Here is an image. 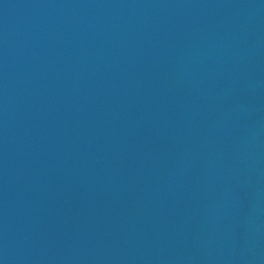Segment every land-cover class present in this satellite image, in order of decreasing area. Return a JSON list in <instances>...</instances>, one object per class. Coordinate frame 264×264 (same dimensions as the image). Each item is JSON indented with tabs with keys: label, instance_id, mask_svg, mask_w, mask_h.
Returning a JSON list of instances; mask_svg holds the SVG:
<instances>
[{
	"label": "water",
	"instance_id": "obj_1",
	"mask_svg": "<svg viewBox=\"0 0 264 264\" xmlns=\"http://www.w3.org/2000/svg\"><path fill=\"white\" fill-rule=\"evenodd\" d=\"M0 264H264V0H0Z\"/></svg>",
	"mask_w": 264,
	"mask_h": 264
}]
</instances>
